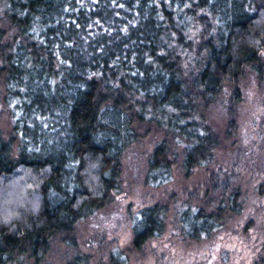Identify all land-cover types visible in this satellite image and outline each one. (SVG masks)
I'll return each instance as SVG.
<instances>
[{"label":"trees","instance_id":"trees-1","mask_svg":"<svg viewBox=\"0 0 264 264\" xmlns=\"http://www.w3.org/2000/svg\"><path fill=\"white\" fill-rule=\"evenodd\" d=\"M0 2V264L38 262L57 237L76 247L77 224L113 201L123 153L151 130L162 138L147 157L148 185L169 183L178 160L185 177L216 163L228 135L205 111L226 85L239 100L246 70L264 73V0ZM239 192L183 201L180 236L209 239L240 212ZM168 211L161 202L135 210L129 247L106 263L142 253Z\"/></svg>","mask_w":264,"mask_h":264},{"label":"rangeland","instance_id":"rangeland-1","mask_svg":"<svg viewBox=\"0 0 264 264\" xmlns=\"http://www.w3.org/2000/svg\"><path fill=\"white\" fill-rule=\"evenodd\" d=\"M2 5L0 2V9ZM261 59L264 64V47ZM238 85L239 100L231 102L232 86L226 85L205 111V118L220 136L228 135L222 140L223 147L216 149V163L196 167L185 177L178 160L169 183L148 185L147 157L162 138L151 130L123 153L121 189L113 201L77 224L76 247L67 246L57 237L38 262L21 256L12 264H62L78 253L90 254L91 264H107L111 249L129 247L132 213L155 202L169 207L165 231L151 239L142 253H131L127 264H264V73L257 77L246 70ZM0 126L7 129V120L0 117ZM230 126V132L225 133ZM23 177L17 181L20 189H24ZM215 182L226 188L214 189ZM233 189L240 191L237 201L241 210L228 215L221 229L207 240L180 236L175 218L183 201L204 196L206 202H214V197L219 198L222 192L228 195Z\"/></svg>","mask_w":264,"mask_h":264}]
</instances>
